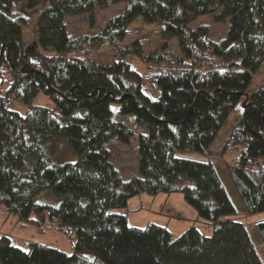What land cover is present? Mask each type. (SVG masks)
Wrapping results in <instances>:
<instances>
[{
  "label": "trees",
  "instance_id": "16d2710c",
  "mask_svg": "<svg viewBox=\"0 0 264 264\" xmlns=\"http://www.w3.org/2000/svg\"><path fill=\"white\" fill-rule=\"evenodd\" d=\"M15 1L32 9L41 0H0V85L3 72L11 74L6 93L0 87V204L22 221L37 222L34 214L76 240L67 254L36 241L23 250L2 235L0 264H261L244 226L221 219L235 208L208 148L244 102L215 152L235 156L238 163L227 166L235 188L249 211H264V80L247 93L264 62V0H113L124 4L120 13L95 34L73 38L65 16L91 12L94 0H47L30 43H23L22 26L10 16ZM215 11L218 21L229 18L218 42L206 26L190 25ZM137 16L175 36L180 50L174 55L162 45L148 55L156 98L143 92L141 74L126 60L103 64L89 56L102 44L127 50L117 41ZM41 91L54 109L31 105ZM11 98L28 105L25 113L10 107ZM112 104L143 129L138 175L126 181L106 143H128L133 132L112 118ZM56 133L77 152L75 163L46 159L43 143ZM47 191L62 198L58 205L36 201ZM141 192H181L213 233L191 226L174 238L157 223L129 226L127 213L111 212ZM256 225L264 242V219Z\"/></svg>",
  "mask_w": 264,
  "mask_h": 264
},
{
  "label": "rangeland",
  "instance_id": "374dc122",
  "mask_svg": "<svg viewBox=\"0 0 264 264\" xmlns=\"http://www.w3.org/2000/svg\"><path fill=\"white\" fill-rule=\"evenodd\" d=\"M94 8L89 13L78 15L67 14L64 18L67 34L70 38L79 35H93L103 25L110 16L116 15L123 10V3H115L113 0H94ZM47 5V0H41L39 4L30 9L26 7L24 1H15L11 7L10 16L22 26L23 43H30L37 39L38 18L41 10ZM217 11L201 14L191 21V27L198 25L206 26L210 31V37L214 41L223 39L229 29V18L218 21L214 15ZM117 45L127 50L118 51L110 44H102L94 47L89 56L97 62L110 64L114 59L126 60L132 68L137 70L142 76V90L152 98H156L159 91V84L149 78L150 60L148 55L160 48L162 45L169 49L172 54L180 56L178 42L175 36H163L161 26L157 23L145 21L141 16H137L129 25L127 33L122 39H118ZM161 66L166 64L160 61ZM1 93H6L11 81V74L4 71L2 76ZM264 80V62L257 72L252 73V80L247 89V93H252ZM31 105L54 109V103L49 95L39 92L32 100ZM243 102L238 103L237 107L230 113L227 121L222 126L220 133L209 146L212 153L210 158L219 175L222 186L224 187L229 199L234 205L235 212L222 216V220H229L241 223L248 235L249 242L255 248L259 261L264 264V242L257 222L264 219V211L251 212L247 209L239 192L235 188L227 166L238 163L235 156L225 154L222 158L216 154V148L221 144V134L229 130L240 115ZM28 105L16 98H11L10 107L25 113ZM117 104L111 105L112 118L122 122L133 132L128 143L119 141L116 138L106 143V148L111 154V158L122 178L126 181L137 176V162L139 159L137 150L138 133L143 132L135 123L134 115H122L118 111ZM25 135L26 132L22 131ZM58 134V135H56ZM50 135L43 143L46 159L52 163H75L78 159L77 152L72 147L70 141L61 133ZM207 150V148L205 149ZM214 151V153H213ZM186 155L197 156L192 152ZM182 178L185 179L183 176ZM186 183L192 185V179L186 178ZM166 196H171V203H166ZM61 197L52 192H43L36 201L58 205ZM113 213H127L129 215V226L144 227L148 222H154L170 230L173 237H178L182 232L191 226H195L203 235L210 236L213 233L212 224L202 221L197 210L189 205L181 192L171 194L158 193L151 195L145 192L138 193L128 200V204L123 208H112ZM168 215L172 217H167ZM35 221H22L18 214L7 211L0 204V236L6 235L10 238L12 245L23 250L28 249V241H36L51 247L60 249L67 254H72L76 237H69L57 230L48 221L39 220L36 215H32Z\"/></svg>",
  "mask_w": 264,
  "mask_h": 264
},
{
  "label": "crops",
  "instance_id": "0c3cea01",
  "mask_svg": "<svg viewBox=\"0 0 264 264\" xmlns=\"http://www.w3.org/2000/svg\"><path fill=\"white\" fill-rule=\"evenodd\" d=\"M142 131H143V129H142ZM171 196H166V198H165V200H166V203H168V202H170L171 203ZM128 215V214H127ZM167 217H172V216H170V215H168ZM128 221H129V215H128Z\"/></svg>",
  "mask_w": 264,
  "mask_h": 264
},
{
  "label": "water",
  "instance_id": "95a60500",
  "mask_svg": "<svg viewBox=\"0 0 264 264\" xmlns=\"http://www.w3.org/2000/svg\"><path fill=\"white\" fill-rule=\"evenodd\" d=\"M245 101V100H244ZM243 104H244V102H243Z\"/></svg>",
  "mask_w": 264,
  "mask_h": 264
}]
</instances>
